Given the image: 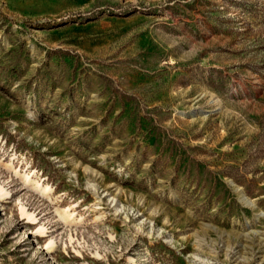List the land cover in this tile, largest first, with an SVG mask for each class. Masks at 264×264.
I'll list each match as a JSON object with an SVG mask.
<instances>
[{
  "label": "rangeland",
  "instance_id": "1",
  "mask_svg": "<svg viewBox=\"0 0 264 264\" xmlns=\"http://www.w3.org/2000/svg\"><path fill=\"white\" fill-rule=\"evenodd\" d=\"M0 184V264H264V0H0Z\"/></svg>",
  "mask_w": 264,
  "mask_h": 264
},
{
  "label": "trees",
  "instance_id": "2",
  "mask_svg": "<svg viewBox=\"0 0 264 264\" xmlns=\"http://www.w3.org/2000/svg\"><path fill=\"white\" fill-rule=\"evenodd\" d=\"M147 123H149V122H147ZM139 126H143V124H139ZM159 130H160V128L155 123H153L152 126L149 127V135H151L154 142H158V140H160L162 137Z\"/></svg>",
  "mask_w": 264,
  "mask_h": 264
},
{
  "label": "bare ground",
  "instance_id": "3",
  "mask_svg": "<svg viewBox=\"0 0 264 264\" xmlns=\"http://www.w3.org/2000/svg\"><path fill=\"white\" fill-rule=\"evenodd\" d=\"M7 194V192H6V190L4 189V187L0 184V195L1 196H4V195H6ZM22 210L30 217V218H32L33 220H35L36 219V217H35V215L33 214V213H31L30 211H28L25 207H22ZM40 229V231H43L44 230V227H40L39 228ZM50 245H53V241H49V246Z\"/></svg>",
  "mask_w": 264,
  "mask_h": 264
}]
</instances>
